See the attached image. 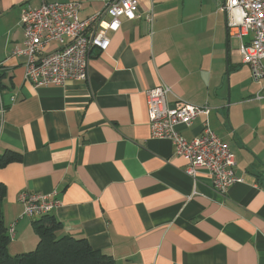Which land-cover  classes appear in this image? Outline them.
I'll list each match as a JSON object with an SVG mask.
<instances>
[{"label":"crops","instance_id":"1","mask_svg":"<svg viewBox=\"0 0 264 264\" xmlns=\"http://www.w3.org/2000/svg\"><path fill=\"white\" fill-rule=\"evenodd\" d=\"M70 1L85 19L108 0H0V153H21L0 168L8 253L38 241L18 201L25 190L52 194L58 236L85 237L114 264H264V78L242 64L225 0H138L139 17L91 52L86 81L35 87L10 55L23 40L21 9ZM160 84L169 105L210 107L241 179L225 193L205 169L189 175L170 139L151 135L145 92ZM205 120L176 129L191 141Z\"/></svg>","mask_w":264,"mask_h":264},{"label":"built area","instance_id":"2","mask_svg":"<svg viewBox=\"0 0 264 264\" xmlns=\"http://www.w3.org/2000/svg\"><path fill=\"white\" fill-rule=\"evenodd\" d=\"M79 8L80 2L70 1L43 2L37 7L26 5L21 9L23 40L10 55L24 60V78L33 86L86 81L91 52L108 48V32L118 30L123 19L132 21L139 17L138 0H108L100 12L85 19L79 18ZM223 10L228 29L240 40L238 51L242 63L249 66L254 80L264 78V0H225ZM147 20L152 23L151 14ZM170 92L166 84L145 92L151 135L170 139L174 151L187 159L189 175L194 176L197 169L203 168L211 177L213 188L225 193L241 179L235 174V159L227 143L209 126L210 107L179 97L169 105ZM200 114L206 116L201 134L187 141L176 127L189 126ZM18 201L23 206L22 216L29 218L47 214L56 205L52 194L25 190L19 192ZM7 234L9 238L14 236L13 227Z\"/></svg>","mask_w":264,"mask_h":264},{"label":"trees","instance_id":"3","mask_svg":"<svg viewBox=\"0 0 264 264\" xmlns=\"http://www.w3.org/2000/svg\"><path fill=\"white\" fill-rule=\"evenodd\" d=\"M20 159L21 153L8 147L0 153V168ZM4 193L5 187L0 182V264H114L111 256L92 248L85 237L68 234L58 236L61 223L49 216V213L31 218L38 234L34 250L8 253L7 244L10 238L1 209Z\"/></svg>","mask_w":264,"mask_h":264},{"label":"rangeland","instance_id":"4","mask_svg":"<svg viewBox=\"0 0 264 264\" xmlns=\"http://www.w3.org/2000/svg\"><path fill=\"white\" fill-rule=\"evenodd\" d=\"M233 47H236V44H233ZM242 64H244V63H242ZM245 65V64H244ZM244 65H243V67H244ZM246 66H247V64H246ZM247 68V67H246ZM223 80H226V83H227V78L226 77H224V79Z\"/></svg>","mask_w":264,"mask_h":264}]
</instances>
